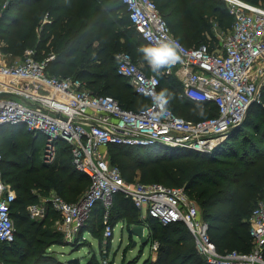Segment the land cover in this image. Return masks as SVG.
<instances>
[{
	"label": "trees",
	"instance_id": "obj_1",
	"mask_svg": "<svg viewBox=\"0 0 264 264\" xmlns=\"http://www.w3.org/2000/svg\"><path fill=\"white\" fill-rule=\"evenodd\" d=\"M153 1L173 36L187 48L207 42L205 45L215 50L219 40L214 27L225 33L231 31L233 16L221 0ZM244 1L264 7V0ZM0 12V39L6 42L5 52L20 56L33 47L38 60L54 56L47 66L48 75L81 80L93 95L111 97L124 109L137 111L149 105V100L136 93L117 72V55L125 52L146 74L155 73L146 70L149 65L137 51L150 45L132 26L122 0H0ZM157 74L161 82L159 91H166L168 107L176 115L186 107L195 111L202 108L204 113L211 114L209 118L217 116L214 105L197 104L182 96V84L175 75ZM261 110L263 117L259 121H253L247 113L242 125L230 131L225 142L210 154L170 148L167 149L171 152L165 154L155 152L157 149L117 148L133 162L130 170L141 171L143 181L186 189L209 224L211 239L219 251L247 253L253 247L249 233L251 214L259 203H264V108ZM249 127L254 133L243 134L238 140L242 130ZM14 132L32 135L17 126L0 127V136L9 137ZM32 136L23 146L19 140L8 138V152H3V179L15 189L17 199L12 208L15 240L0 242V257L5 258L0 264H64L51 252L55 245H65L62 235L58 233L56 239L51 230L42 228L47 220L58 217L57 213L51 209L45 219L36 221L27 208L36 204L38 195L50 190L75 203L90 186L89 177L74 167L67 143L60 144L54 165H46L37 156L43 144ZM109 161L121 170L115 159ZM113 203L109 213L111 226L122 223L123 230L132 234V228L142 224L141 212L120 192L114 195ZM99 212L102 220L95 229L94 219ZM103 215L104 208L98 204L77 239L85 240L89 233L99 243L105 240ZM147 222L151 239L159 243V248L156 260L144 264H207L183 223L164 226L150 218ZM112 239H106L109 246Z\"/></svg>",
	"mask_w": 264,
	"mask_h": 264
},
{
	"label": "built area",
	"instance_id": "obj_2",
	"mask_svg": "<svg viewBox=\"0 0 264 264\" xmlns=\"http://www.w3.org/2000/svg\"><path fill=\"white\" fill-rule=\"evenodd\" d=\"M221 1L233 16L232 28L225 39L217 35L219 47L211 50L205 44L184 46L173 36L153 0H122L132 26L147 44L179 43L180 60L157 73L178 76L182 96L217 108V116L204 120H187L176 115L168 103L163 108L158 105L153 100V95L160 93L158 74H146L125 52L117 55V72L149 100L148 106L137 111L124 109L111 97L93 95L81 80L48 75L53 55L38 60L36 52L29 50L18 62L0 61V127L17 126L44 140L47 164L55 161L60 144L67 143L74 167L90 179L89 188L75 203L54 195L28 206L31 219L43 220L52 209L59 217L58 229L71 242L101 204L104 239L113 238L109 213L114 195L120 192L141 212V225L144 235L146 229L149 231L145 236L153 253L159 243L151 239L148 218L164 226L183 223L207 264H264V203H259L250 217L252 250L221 252L211 239L210 226L199 206L188 198L185 188L129 184L105 154L112 145L154 150L164 146L210 154L227 139L231 127L243 123L264 76V7L244 0ZM2 161L0 152V242L12 243L16 236L12 208L17 195L3 179ZM102 264L113 263L104 257Z\"/></svg>",
	"mask_w": 264,
	"mask_h": 264
},
{
	"label": "rangeland",
	"instance_id": "obj_3",
	"mask_svg": "<svg viewBox=\"0 0 264 264\" xmlns=\"http://www.w3.org/2000/svg\"><path fill=\"white\" fill-rule=\"evenodd\" d=\"M4 6V5H3ZM0 17H1V12H0ZM214 31L219 37L225 39L226 36H228L229 32L225 33L221 29H218L214 27ZM2 35V33H0ZM200 44H207V42H202ZM199 44V45H200ZM6 47V42L0 39V51H1V56H0V61L2 63H12V62H18L24 58L26 53L33 49V47H30L28 49H25L23 54L18 56V55H13L12 53H7L4 51V48ZM140 67V66H139ZM141 69L144 70L143 67H140ZM147 71L153 73L151 70L150 66L149 68H146ZM157 73V72H155ZM65 79H70V78H65ZM264 76L261 78L260 83L258 85V92L256 95L255 103L250 106V110L248 114L252 117L253 121H259L263 117V111L261 110L264 108ZM184 112V113H183ZM183 112H180L179 115L180 117H183L184 119L187 120H202L209 118L211 114L209 113H204L203 110V115H200V110H192L189 108L185 109L183 108ZM247 114V115H248ZM247 117V116H246ZM242 134L240 135V139L242 138L243 134L251 135L254 133V129L252 127L249 128H244L241 132ZM14 139V140H19L20 141V146H23L25 142H29L30 140L33 139L32 135H18L15 132L10 135L9 137H4L0 136V151L2 158H3V152L6 154L8 152V146L9 142L7 139ZM26 140V141H25ZM41 142L43 144L44 140L41 139ZM225 142V141H224ZM223 142V143H224ZM40 144V143H39ZM41 145V144H40ZM118 146L115 147H109L105 150V154L107 155L108 158L110 159H115L117 162V165L120 166L122 171V175L125 179V181L129 184H142V185H150L152 184L150 181H143L142 173L139 171V169H133L130 170V166L133 162L125 156V154L121 153L118 151ZM160 148H155L157 151L155 152H160L162 154L171 152L169 149L165 148L164 146H159ZM28 149V148H27ZM29 150V149H28ZM122 150V149H120ZM153 150H151L153 152ZM249 150V149H248ZM22 152V149H19V152ZM138 151V149H137ZM30 152V150H29ZM242 152V151H241ZM37 156L39 157L40 162L46 165H54V163L57 160L58 154L56 155L55 161L53 163H45L44 161V155H43V150H39V153L37 152ZM7 158H11V155H6ZM141 157L135 156V159L133 161H137L136 158ZM2 168V165H1ZM124 168V169H123ZM154 184V183H153ZM168 185V184H167ZM88 186V185H87ZM17 195V193H16ZM54 195H57L61 197L57 192L54 190H50L46 194H40L38 195V199L35 200L36 204H39L46 198H50ZM188 196V193H187ZM190 196V195H189ZM188 196L189 199H191ZM63 200H65L63 197H61ZM193 200V199H191ZM66 201V200H65ZM114 206H115V201H114ZM52 211V210H51ZM54 212V211H52ZM102 220L100 217V212L96 215V218L94 219V222L96 223V228L99 226V222ZM58 221L59 218H53L50 219L49 221L47 220V223L42 227L44 230H51L52 233L55 235L56 239L59 238V234L62 235L63 237V243L65 244V237L63 236L62 232L58 229ZM102 222V221H101ZM148 229L145 231V235H148ZM59 233V234H58ZM77 236L75 239L69 243L66 246H56V250L62 254H59V258L63 262H71V261H77V264H102L104 254H106V258L109 259L110 262L113 264H144L146 261L151 260L155 261L156 260V254L151 251V241L148 242L147 245L143 246L140 242V240L131 234V231H127L126 229L123 230V224L119 223L117 226L114 228V236L112 239V242L110 243L111 245L109 246L107 244L108 240H103L101 243H99V239L94 238L92 235L89 233L85 234V240L82 238L79 240L77 239ZM19 242V241H18ZM134 243L136 245L134 246ZM19 244V243H18ZM37 248V246L35 247ZM236 249V248H235ZM5 258L0 257V262L4 261ZM2 264V263H1Z\"/></svg>",
	"mask_w": 264,
	"mask_h": 264
},
{
	"label": "clouds",
	"instance_id": "obj_4",
	"mask_svg": "<svg viewBox=\"0 0 264 264\" xmlns=\"http://www.w3.org/2000/svg\"><path fill=\"white\" fill-rule=\"evenodd\" d=\"M179 49V43L172 40L158 42L155 46H141L137 51L142 54L153 72H159L161 68L171 67L180 60ZM153 100L163 108L168 103L166 91L153 95ZM200 115H203L202 108Z\"/></svg>",
	"mask_w": 264,
	"mask_h": 264
},
{
	"label": "water",
	"instance_id": "obj_5",
	"mask_svg": "<svg viewBox=\"0 0 264 264\" xmlns=\"http://www.w3.org/2000/svg\"><path fill=\"white\" fill-rule=\"evenodd\" d=\"M241 125H242V123L239 124V125L231 127L229 132L232 131V130H235L236 128H238ZM229 132H228V134H229ZM132 235L136 236L140 240L142 245H146L147 244V237L144 235V227H143V225H136L135 227H133L132 228ZM135 245H136V243H134V246ZM68 264H77V261L76 260L75 261H71Z\"/></svg>",
	"mask_w": 264,
	"mask_h": 264
},
{
	"label": "crops",
	"instance_id": "obj_6",
	"mask_svg": "<svg viewBox=\"0 0 264 264\" xmlns=\"http://www.w3.org/2000/svg\"><path fill=\"white\" fill-rule=\"evenodd\" d=\"M1 60V59H0ZM175 77L178 79V76H176L175 75ZM179 80V79H178ZM70 241H67V240H65V245H55L54 247H56V246H66V245H69V244H71V243H69ZM71 245H73V244H71ZM54 247H52L51 248V252H53L54 253V255L58 258V260H60L61 262H63L60 258H59V254H62V253H60V252H58L57 250H56V248H54ZM64 264H68V262L66 263V262H63Z\"/></svg>",
	"mask_w": 264,
	"mask_h": 264
}]
</instances>
